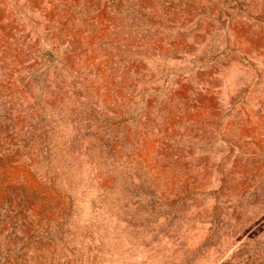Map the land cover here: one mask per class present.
Returning a JSON list of instances; mask_svg holds the SVG:
<instances>
[{
	"label": "rangeland",
	"instance_id": "374dc122",
	"mask_svg": "<svg viewBox=\"0 0 264 264\" xmlns=\"http://www.w3.org/2000/svg\"><path fill=\"white\" fill-rule=\"evenodd\" d=\"M0 264H264V0H0Z\"/></svg>",
	"mask_w": 264,
	"mask_h": 264
}]
</instances>
